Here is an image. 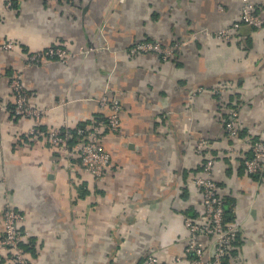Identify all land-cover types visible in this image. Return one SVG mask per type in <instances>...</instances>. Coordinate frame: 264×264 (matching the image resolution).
Instances as JSON below:
<instances>
[{
    "label": "crops",
    "instance_id": "crops-1",
    "mask_svg": "<svg viewBox=\"0 0 264 264\" xmlns=\"http://www.w3.org/2000/svg\"><path fill=\"white\" fill-rule=\"evenodd\" d=\"M8 1L0 0V43L17 49L0 53L8 105L0 112V216L7 202L24 213L30 264H145L150 254L159 264H192L184 220L204 218L203 193L192 182L201 137L213 144L219 192L238 226L225 264H264V171L248 172L246 143L225 128L236 105L241 131L264 137V27L241 22L244 0ZM249 1L264 12V0ZM235 22L230 40L218 38ZM145 40L189 42L164 60L132 54ZM56 45L69 59L26 63ZM15 69L46 130L101 119L109 108L100 98H120L119 131L105 129L112 160L102 179L84 170L76 139L62 152L27 134L34 119L12 109ZM215 87L225 88L224 100Z\"/></svg>",
    "mask_w": 264,
    "mask_h": 264
},
{
    "label": "built area",
    "instance_id": "built-area-1",
    "mask_svg": "<svg viewBox=\"0 0 264 264\" xmlns=\"http://www.w3.org/2000/svg\"><path fill=\"white\" fill-rule=\"evenodd\" d=\"M52 1V0H47ZM13 0H9L7 7H11ZM241 22L253 27H264V12H257L249 0H244L241 8ZM240 27V22H235L229 27L220 29L218 38L230 40L235 31ZM189 41L177 40L172 44L165 45L156 40H145L135 43L132 46V54L153 53L162 59L173 58L177 51ZM16 44L12 40L0 43V53L3 51L16 50ZM71 52L63 46H49L43 50L35 51L26 57L29 65H40L48 60L57 58L66 61ZM4 72L0 68V79ZM9 87L14 96L13 112L19 116H30L34 123L27 130V134L35 138L44 139L52 146L68 151V143L76 139L74 149L78 151L84 170L100 180L107 168L111 165V154L106 149L103 139L105 129L111 132H118L120 128V98L115 95L108 97L103 95L100 100L107 105L109 113L101 119L92 121L89 124L80 126L75 130L70 128L43 129L41 126V111L33 107L29 101V94L23 81L22 72L13 70L9 75ZM219 99L226 97L225 88L215 87L212 91ZM8 105L0 98V112L7 111ZM227 134L230 138L237 137L239 141L246 143L250 156L243 157V163L249 173L264 171V137L254 138L249 135L241 137V115L238 106L229 108L225 123ZM213 144L206 137H201L197 143V151L202 155V167L200 173L196 174L192 182L203 193L202 204L204 218L201 221L186 217L187 241L185 252L191 254L192 264H225V259L230 254L236 237L238 226L234 223L224 222V201L219 192V184L215 173L216 159L213 156ZM231 154H237L233 145L228 146ZM2 233L0 234V264H30L28 251L25 246L28 243L29 234L20 228L25 220V215L19 209L14 208L9 202L5 203L2 213ZM145 264H159L158 256L150 254L146 257Z\"/></svg>",
    "mask_w": 264,
    "mask_h": 264
},
{
    "label": "trees",
    "instance_id": "trees-1",
    "mask_svg": "<svg viewBox=\"0 0 264 264\" xmlns=\"http://www.w3.org/2000/svg\"><path fill=\"white\" fill-rule=\"evenodd\" d=\"M10 75H11V73H10ZM12 109H14V105H13V108ZM244 135L245 134L241 131V137L244 136ZM212 154H213L214 158L216 159L214 150H213V153ZM247 156H250V152L247 154ZM251 174H253L255 176H260V175L263 174V172H257V173H251ZM223 201H224V198H223ZM232 221H233V216L231 214V210L229 208H227V204L224 201V222L225 223H232ZM226 258H228V257H226ZM225 261H226V259H225Z\"/></svg>",
    "mask_w": 264,
    "mask_h": 264
}]
</instances>
